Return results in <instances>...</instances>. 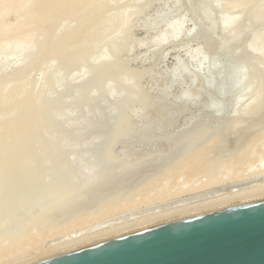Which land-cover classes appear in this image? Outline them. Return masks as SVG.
I'll list each match as a JSON object with an SVG mask.
<instances>
[{"label":"rangeland","instance_id":"374dc122","mask_svg":"<svg viewBox=\"0 0 264 264\" xmlns=\"http://www.w3.org/2000/svg\"><path fill=\"white\" fill-rule=\"evenodd\" d=\"M102 6L127 22L98 53L84 48L64 60L60 47L74 19L16 35L0 53V93L23 83L39 93L43 131L53 137L40 146H54L47 162L33 161L20 190L12 175H0V264L264 196V16L255 22L264 0ZM171 24L179 26L174 33ZM25 40L29 48H17ZM194 163L200 172L190 177Z\"/></svg>","mask_w":264,"mask_h":264},{"label":"bare ground","instance_id":"6f19581e","mask_svg":"<svg viewBox=\"0 0 264 264\" xmlns=\"http://www.w3.org/2000/svg\"><path fill=\"white\" fill-rule=\"evenodd\" d=\"M102 2L103 0H0V53L9 48L7 43L16 35H21L23 37H28L30 35L29 37H31L32 35L36 34L39 29L43 27V25L45 26L53 22H64L71 19H74L76 21V26L70 30L71 32L68 34V36L63 41L60 47V53L64 55V60L67 61V59L69 60L73 58L76 53L80 52L81 49L83 51L84 48H86L87 50H85L89 51V53L90 51L93 52L96 49L94 52L98 53L97 50L100 45H104L108 40L111 41L113 36L121 29L120 26H125V23L127 22L126 18H122L123 14H117L112 12L104 14V7L102 6ZM10 14L16 16V21L13 24L8 23L6 20V18L10 16ZM263 16L264 12L261 9H258L255 15L256 24L261 23ZM224 23L228 24L229 22L226 19ZM178 27L179 26H177L176 24H171L169 29L171 33H174ZM29 44V40H25L23 41L22 45L17 46V48L27 49L29 48ZM86 51H84V54L88 55ZM60 53L58 54V57H60ZM58 57H53L49 63L55 62ZM65 57H67V59H65ZM83 58H85L86 60L89 59L86 62L90 63V58ZM108 59V57L99 58L98 60L101 62L99 65L95 66V68L101 67L102 64L104 65ZM80 60L82 61L84 59L81 58ZM92 61L93 60L91 59V62ZM77 64H79V61ZM93 65H96V63ZM98 77L101 78L100 76ZM243 78L244 75H241L239 81L243 80ZM96 82L98 83L100 82V80L97 79ZM110 83L108 86H110ZM40 99L41 95L39 93L34 94L33 92H29L27 90V86L24 83L14 84L10 88L2 89L0 93V175H3L4 178H8V175H12L11 178L14 184L13 187L17 188V190L21 189L22 181L26 178L27 175H29L27 170L29 169V167L32 166L33 161L41 159L42 162H47L50 155L53 153L54 146L51 143L48 142L45 146H40L42 141L46 138H53L51 135H49V133L48 135H46L43 131L45 125V114L47 113L46 109L40 103ZM256 118L258 119L257 115L255 119ZM245 126L244 128H242L246 129L247 126L246 128ZM248 129H246L247 133H245L246 130H243L246 135H249ZM245 134H243L242 137ZM240 138L241 135H239V139ZM253 144L256 143L254 142L250 145ZM250 145V149L247 148V151L249 152L248 155L250 154V157H252V154L254 152L252 151L253 149H251L252 146ZM250 151H252V154ZM241 156L244 157L243 154ZM245 157H248V160L250 159V157L247 155ZM17 158L20 159L15 161ZM245 159H238L236 161L237 163L241 162V164H243L244 162L248 161H245ZM236 161H234V166L232 165L233 162L231 164L229 163V167L230 165L235 167L237 165ZM193 165L196 166L195 163L190 165V167L192 166L191 168L193 169H190V177L197 176L195 174L198 173V171L200 170V167L198 168L197 166L196 167L199 170H194L196 167L193 168ZM164 179L165 178H163V180ZM162 183L157 181L151 184L148 187V190L152 191L156 188H159L161 187ZM56 184L57 181L54 180V182L51 184L52 192L56 190ZM31 186H33V183L31 184ZM248 199L250 198H247L245 200ZM202 210H197L194 212L180 215H177V213H175V216L172 217L163 216L159 220L152 221L150 223L145 221L141 224H138L137 226L131 227L126 230L117 231L116 233H112L110 231L109 233L107 232L108 234L97 236L77 246L68 247L58 251H52L43 255L40 254L31 258H25L23 261L18 262L17 264H31L47 257L79 247L81 245L101 240L134 228L199 212ZM3 251H5V249L0 247V254L4 253Z\"/></svg>","mask_w":264,"mask_h":264},{"label":"water","instance_id":"95a60500","mask_svg":"<svg viewBox=\"0 0 264 264\" xmlns=\"http://www.w3.org/2000/svg\"><path fill=\"white\" fill-rule=\"evenodd\" d=\"M31 264H264V196L134 228Z\"/></svg>","mask_w":264,"mask_h":264}]
</instances>
